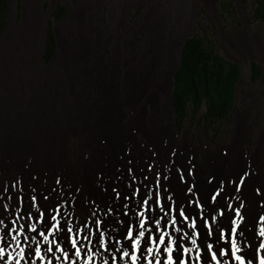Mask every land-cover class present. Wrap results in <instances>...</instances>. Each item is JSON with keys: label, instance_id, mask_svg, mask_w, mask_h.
Wrapping results in <instances>:
<instances>
[{"label": "bare ground", "instance_id": "obj_1", "mask_svg": "<svg viewBox=\"0 0 264 264\" xmlns=\"http://www.w3.org/2000/svg\"><path fill=\"white\" fill-rule=\"evenodd\" d=\"M117 2L120 8L102 27L91 21L78 22L79 18L73 20L70 35L72 40L64 38L62 54L53 59V66L47 76L42 75V57L38 62L25 59L23 53L13 57L11 48L15 49L16 46L6 42L1 48L0 208L4 211L3 223H0V247L7 243L9 246L4 248L5 256L10 254L14 259L21 260L24 256L21 248L26 251L28 243L35 247L37 241L17 245L11 236H3L5 228L12 225L8 231L13 235L17 231L23 234L27 221L29 225H36V229L42 231L44 210L41 203H54L55 210L49 207L48 215L57 217L56 221L49 219V225L55 223L56 227H50L46 233L49 236L47 242L38 237L43 257L39 264H84V261H88V264H113L109 258L122 255L121 247L128 243L126 240L117 243L120 237L115 235L116 218L123 216L128 221L135 219L137 223L133 228L136 229L139 227L140 217L135 212L145 213V225L149 230L155 228L154 222L148 223L155 216L161 220L164 230L173 236L174 241L177 236H185L187 243H180L189 251L184 253L181 250V258L186 259L187 264H203L200 259L203 248L200 247L202 235L199 223L208 219L210 209L215 207L212 214L217 221L227 224L225 217L230 214L237 221L238 230L241 226H247L245 232L240 234L246 239L237 254L242 256L245 264L254 255V264H259V260L264 258V248H260V244H264V235L261 234L264 233V220L260 219L264 217V135L250 148V135L242 125L237 128L235 136L225 149L219 153L204 154L200 163H197L196 158L193 159L194 165L190 177L186 176V184L183 176L171 175L168 167L176 147L173 139L175 132H172L173 121L172 127L165 131L158 126L154 128L151 118L159 113L158 124L162 122L161 112L157 110L156 94L164 90L172 74L169 62L172 35L184 28L181 6L178 4L177 8L166 12L154 5L148 10L144 9L140 20L130 25L122 20L128 18L127 8L137 2L148 3V0ZM23 48L26 50L25 46ZM5 56L13 57L11 61L16 62L3 66ZM56 79L60 82H56ZM167 92L170 110L165 112L167 120H171V92ZM146 105L150 107L151 116L147 118V124L142 125L138 122L139 112L134 116L129 115V112L141 110ZM120 112H127V124L134 121L133 124L138 127L136 136L130 140L127 135L130 130L126 126L125 131H129L121 146L120 135H117ZM140 121L144 122L145 119L141 118ZM157 130H162L161 136L155 134ZM68 137L73 138L71 151ZM102 137L106 139L103 146L99 142ZM182 141V153L178 150L177 155L183 156L174 164L187 168L183 157L194 152V149L190 151L188 141ZM135 152L149 157L153 152L155 166L160 172L157 188L153 193L144 192L136 182L132 183L126 170L123 185L127 190L124 192L126 194L120 195L117 180L119 161L121 160L123 167L124 164L129 166L130 158L135 160ZM103 170L107 174V191L105 185L101 187L103 182L99 179ZM13 185H18L26 193L36 190L35 207L31 211L36 212V208L41 210L36 213L35 219L28 216L22 218V213L29 210L30 197H17L15 207L9 208L12 204ZM186 186L193 195L189 197L185 212L181 206V191ZM154 193L160 195L159 207L152 204ZM119 201L123 203L122 211L119 210ZM145 201L148 203L145 204ZM218 202L221 205L219 207ZM165 203L168 208L161 210ZM72 207L87 219L80 223L78 230H66V225L61 229L62 223L67 224L69 209ZM181 211L188 217L187 220L179 217ZM193 211L195 215L192 214ZM176 218L178 220L175 226L164 225L166 219ZM192 221L196 222V236H186L187 232L193 230L188 227ZM123 225L124 219L120 229ZM174 227L180 228V232L174 231ZM218 227L215 221H210L208 228L204 230L210 233L208 242L215 240V229ZM220 231L225 235L219 243L228 244L226 255L211 261L212 253H209L210 264H220L221 260L227 259L232 240L235 239L238 246L241 244L237 233H228L226 228H221ZM65 232L68 235V246L72 241L78 247L83 245L82 256L72 259L60 253L44 256L45 247L55 248L53 241L60 243L62 250L65 249ZM100 232L104 233V248L97 247ZM193 240L196 241L195 246L192 244ZM141 245L143 246V240ZM215 248L216 244H213V252ZM175 252L174 243V260ZM165 258L166 256L161 259ZM7 264H12V261H7ZM21 264H37V258L33 254L31 261L25 257ZM118 264H131L130 256L119 260ZM137 264H141L139 250ZM144 264H148V261H144ZM152 264H157L155 259H152ZM229 264H236V261L230 260Z\"/></svg>", "mask_w": 264, "mask_h": 264}, {"label": "rangeland", "instance_id": "obj_2", "mask_svg": "<svg viewBox=\"0 0 264 264\" xmlns=\"http://www.w3.org/2000/svg\"><path fill=\"white\" fill-rule=\"evenodd\" d=\"M117 1L118 0H9V12L6 17L4 30L2 34H0V52L2 46L6 42L9 45L16 46L15 49L11 48V51L14 53L13 57L19 53H23V57H26L25 59L38 62V60L43 57L45 29L51 19V13L57 3L60 2L66 5L67 12L65 16L61 20L53 22L57 38V49L48 63H45L43 60L42 75L47 76L53 66V59L62 54L64 38L72 40V36L70 35L72 34V25H74L73 20L79 18L77 20L78 22L91 21L99 27H102L103 24L109 22V18L120 8ZM149 1L151 2L149 3ZM224 1L229 2L231 7L230 12H226L222 8V2ZM178 4L181 6V8L179 7L180 10H182L184 28L182 31L180 30L172 35L173 44L171 45V56L169 60L172 73L179 62V54L183 41L196 33L210 42L221 57L235 62L239 66L241 73L240 79L236 84L233 109L228 118L222 123L221 128L218 129L216 135L209 133L204 128L197 125H186L181 130H178L173 125L174 130L172 132H175V138L173 139L175 140L176 147H174L175 155L172 154L174 157L170 158L168 172L177 177L183 176L186 184V176L190 177L194 165L192 163L193 159L196 158L197 163H200L204 154L219 153L225 149L235 136L238 127L243 125L250 135V148H252V146L254 147L255 144L259 142L262 135H264V21L260 22L254 19L252 0H148V3L137 2L134 5H130L126 13L128 18L125 20L122 18V20L126 24L133 25L140 20L144 9L148 10L149 7L152 8L155 5L157 9L162 8L168 12V9L177 8V6H179ZM24 46L26 50H24ZM13 57L5 56L3 66H8L16 62L11 61ZM252 63L258 64L261 70V75L256 81L252 78ZM171 80L172 74L170 80L166 82L167 86L164 87V90L158 91L156 94L157 102H155L158 107L157 110L161 112V124L159 125L157 121V117L158 120L160 117L159 113L157 116L151 118L154 128L161 127L165 131H168L170 127H172V118L171 120H167L165 112V110H170L167 91L170 90L171 92ZM56 82L59 83L60 81L56 79ZM138 112L140 114L139 119H145L144 122L140 120L138 122L142 125H146L147 118L151 116L149 115L150 107L146 105L141 110L129 112V115L134 116L138 114ZM127 115V112H120V115H118L117 135H120V146L122 145L124 136L129 130V134L127 135L130 137V140L134 139L138 131V127L133 124L134 121L130 122V125L127 124L125 120ZM135 124L137 125L138 123ZM126 126L129 129L127 131H125ZM161 133L162 130H157L155 134L161 136ZM67 139L69 140H67L69 143L68 147L71 151L73 138L68 137ZM184 139L188 141V149L190 151L194 149V152H189L183 157V160H186L185 164L187 168L186 166L182 168L174 164L177 159L179 162L180 158L183 156L182 154L177 155V153L178 150L182 153V140ZM99 142L103 146L106 139L102 137L99 139ZM138 149H141V147H138ZM130 161L131 163H128L129 166L124 164V167L121 165V160L119 161L120 164L118 163L117 180L120 195L127 190L123 185V180L126 177V170L132 183L136 182L137 186L144 192L153 193L157 188L160 174L153 160V152L150 157L135 152V160L133 161V159L130 158ZM99 179L103 182L101 187L105 185V190L107 191L106 171L103 170V172H100ZM126 182L124 184H126ZM102 194H104V191H102ZM191 194L188 186L182 188L181 200L183 204H181V206H183L185 212ZM119 202V210L122 211L123 203L121 201ZM175 203L176 208H178L177 202ZM69 214L66 230H78L80 223L87 219V217L82 215L79 210L74 207L69 209ZM122 217L123 216H118L116 218L117 231L115 235L118 237H120L119 232L123 220Z\"/></svg>", "mask_w": 264, "mask_h": 264}, {"label": "snow or ice", "instance_id": "obj_3", "mask_svg": "<svg viewBox=\"0 0 264 264\" xmlns=\"http://www.w3.org/2000/svg\"><path fill=\"white\" fill-rule=\"evenodd\" d=\"M2 187V185H0ZM12 204L9 205V208H13L16 205V199L17 197H30L29 200V210L27 212L22 213V218L24 216H28L30 218L35 219L36 213L40 212V208H36V212H32L31 208L35 207L36 202V190L33 189L31 192H25L23 189L19 188L18 185L12 186ZM43 199H48V197H43ZM124 199H127V197H124ZM141 199H143V196H141ZM152 204L159 207L161 205V198L160 195L157 193H154L152 196ZM148 202L145 201V204ZM126 206V205H125ZM221 206L218 202L217 207ZM41 207L44 210V221H43V230H37L36 225H29L27 221H25V225L23 228V234L20 231H17L15 235L12 234V232L8 231V228H12V225H8V228H5L3 232V236L6 238L8 236H11V239L15 241L17 245H21L22 242H29V241H37L35 244V247H33L32 243H28L27 250L25 251L23 248H21V251L24 252V256L21 257V260H23L25 257L29 261H31V258L33 254L37 258V264H39V261L43 259L41 255V244L38 241V237H42L43 242H47L49 240V236L46 234L50 227L55 228L56 224L52 223L49 225V219L51 221H56L57 217L55 215H51L49 217L48 210L49 207L54 211L55 210V204L51 203L49 205H45L41 203ZM168 208V205L165 203L161 210H166ZM17 210H19L17 208ZM215 207L210 209L208 213V219L201 220L199 223V227L201 230L202 239L200 241V247L203 248V255L200 257L203 264H210L209 260V253H212L211 255V261H216L218 257H225V249L228 248V244L225 243L221 245L219 241L224 238L225 233L221 232V228H226L228 233H237V239H241V244L238 246L236 240H232L231 243V251L227 253V259L221 260L220 264H229L230 260H235L236 264H245V260L242 258L241 255H238L240 247L244 246V240L246 237H241L240 234L245 232L246 225L241 226V228L238 230L236 227L237 221L232 218L230 214L226 215V220L228 221L227 224L221 223L220 221L216 220L215 215L212 213L215 212ZM3 208H0V223H3ZM134 211V210H133ZM195 215V212L192 213ZM135 215L140 217L139 220V227L134 229L133 225L136 224V220L133 219L132 221H128L126 217H122L124 219V225L120 229L119 236L120 240L117 241V243H120L121 241H128V243H125L121 247L122 255H117V257L109 259L113 262V264H118L119 260H125L130 256L131 258V264H137L138 259V250H139V260L141 264H144V261H148V264H152V259H155L157 264H187L186 259L181 258V250H183L184 253H187L189 249L184 247L183 243H180V241H184V243H187V240L185 236H177L175 241L173 239V236L169 234L168 231L164 230V226L162 225V222L160 219H157L155 216H152L148 223H155V228H152L149 230L145 225V213L144 212H135ZM179 217H183L185 220L188 219V217L185 215L183 211L179 213ZM260 219L264 220V217H261ZM176 219H166L164 221V225L171 224L175 226L177 224ZM210 221H215L219 227L215 229L216 236L215 240L213 242H208V236L210 233L205 232L204 230L208 228ZM96 223H99L98 221ZM66 225V222L61 224V229H63ZM196 222L192 221L188 224L189 228H192L193 230L191 232H187L186 236L194 237L196 236L195 231ZM69 231H74L73 229H69ZM174 231L177 233L180 232V228H175ZM31 232L32 234L29 235L28 233ZM146 233H148L146 235ZM151 233H159V235L153 236ZM264 235V233H261ZM20 236V239H17V237ZM104 233L100 232L97 237V247L104 248L105 242H104ZM143 240V246L141 245V241ZM55 243V248H44V256H47L49 253L52 255H55L56 253H60L62 256L67 257L69 259L72 258H79L82 256L81 246H77L75 241H72L71 245L68 246V235L67 232L63 234V243L65 244V249L62 250L60 243ZM175 243V260L173 259V245ZM192 244L195 246L196 241L193 240ZM213 244H216L215 251L213 252ZM9 245L7 243L4 244L3 247H0V264H7V261H12V264H21V260L14 259L10 254L5 256L4 248L8 247ZM260 248H264V244H260ZM199 251V249H197ZM253 252H255V246H253ZM244 255H247V253H244ZM166 256L165 259H161L162 257ZM150 257L152 259H150ZM255 256L253 255L248 259V264H254ZM84 264H88V261H84ZM259 264H264V258H261L259 260Z\"/></svg>", "mask_w": 264, "mask_h": 264}, {"label": "trees", "instance_id": "obj_4", "mask_svg": "<svg viewBox=\"0 0 264 264\" xmlns=\"http://www.w3.org/2000/svg\"><path fill=\"white\" fill-rule=\"evenodd\" d=\"M253 17L264 21V0H252ZM222 8L230 12L228 1ZM9 12V0H0V34ZM67 12L66 5L57 3L45 29L43 57L48 63L57 49L53 22L61 20ZM253 80L261 75L260 66L251 64ZM241 76L239 66L221 57L203 36L194 34L183 43L179 64L172 82V121L181 130L186 125H197L216 135L233 109L236 84Z\"/></svg>", "mask_w": 264, "mask_h": 264}, {"label": "water", "instance_id": "obj_5", "mask_svg": "<svg viewBox=\"0 0 264 264\" xmlns=\"http://www.w3.org/2000/svg\"><path fill=\"white\" fill-rule=\"evenodd\" d=\"M191 37V36H190ZM189 38V37H188ZM186 40V39H185ZM185 40L183 41V43L185 42ZM178 64H179V62L177 63V66H176V68H175V70L173 71V73H172V80H173V78H174V76H175V72H176V70H177V67H178ZM172 80H171V83H172ZM172 101V100H171Z\"/></svg>", "mask_w": 264, "mask_h": 264}]
</instances>
